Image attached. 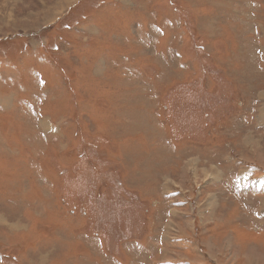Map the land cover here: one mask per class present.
I'll use <instances>...</instances> for the list:
<instances>
[{
    "label": "rangeland",
    "instance_id": "obj_1",
    "mask_svg": "<svg viewBox=\"0 0 264 264\" xmlns=\"http://www.w3.org/2000/svg\"><path fill=\"white\" fill-rule=\"evenodd\" d=\"M0 264H264V0H0Z\"/></svg>",
    "mask_w": 264,
    "mask_h": 264
},
{
    "label": "bare ground",
    "instance_id": "obj_2",
    "mask_svg": "<svg viewBox=\"0 0 264 264\" xmlns=\"http://www.w3.org/2000/svg\"><path fill=\"white\" fill-rule=\"evenodd\" d=\"M248 146V145H247ZM210 173V172H209ZM214 174V173H213Z\"/></svg>",
    "mask_w": 264,
    "mask_h": 264
}]
</instances>
